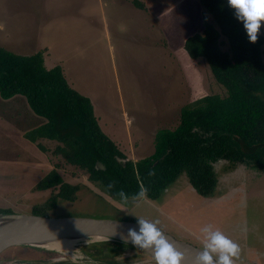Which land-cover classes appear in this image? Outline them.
Here are the masks:
<instances>
[{"label":"rangeland","instance_id":"1","mask_svg":"<svg viewBox=\"0 0 264 264\" xmlns=\"http://www.w3.org/2000/svg\"><path fill=\"white\" fill-rule=\"evenodd\" d=\"M139 1L146 10L129 0H0V45L22 55L44 51L45 67H62L69 84L92 100L104 132L123 138L124 144H117L134 161L153 153L156 131L174 129L183 107L206 94L227 95L206 60L185 51L186 38L213 21L200 0ZM222 48L227 50L228 44ZM42 119L25 96H0V209L32 214L31 207L50 195L32 187L56 163H65L52 152L55 141H44L49 147L44 154L25 139ZM131 135L138 141L135 149L126 144ZM214 168L219 184L213 195H200L184 172L153 201L112 198L86 172L65 165L64 179L80 185L78 198L59 199L47 214L158 221L159 229L203 250L207 234L202 230L210 226L239 246L234 264H264V169L227 161ZM19 251L23 248L9 247L0 261L19 256ZM101 251L114 262L99 261L95 253L93 264H132L140 256L147 258L122 245ZM122 258L133 260L125 263Z\"/></svg>","mask_w":264,"mask_h":264},{"label":"trees","instance_id":"2","mask_svg":"<svg viewBox=\"0 0 264 264\" xmlns=\"http://www.w3.org/2000/svg\"><path fill=\"white\" fill-rule=\"evenodd\" d=\"M132 2L146 10L143 2ZM200 3L213 21L186 38L185 51L206 60L227 95L206 94L183 107L177 126L158 129L153 153L137 161L121 160L127 156L103 131L92 100L69 84L60 65L45 67L44 51L22 55L0 45V96H25L32 111L44 119L25 138L44 154L49 152L44 141H55L52 152L65 160L32 187L50 192L44 202L31 207L32 214L48 216L59 199L76 201L80 185L64 179L65 165L86 172L89 181L104 187L112 198L153 201L184 172L200 195H213L218 183L214 164L219 160L264 168V35L260 30L257 41L250 42L227 0ZM97 162L106 169H96ZM96 255L100 261L114 262L103 251Z\"/></svg>","mask_w":264,"mask_h":264},{"label":"water","instance_id":"3","mask_svg":"<svg viewBox=\"0 0 264 264\" xmlns=\"http://www.w3.org/2000/svg\"><path fill=\"white\" fill-rule=\"evenodd\" d=\"M127 162L129 159H121ZM96 169L105 170L103 163L97 162ZM138 231V222L113 219L82 217H50L35 214L0 212V256L12 246L23 248L19 256H11L14 264H71L74 251L81 252L87 259L107 247L122 245L146 255L141 261L154 260L149 250L134 246L129 240V230ZM161 230V229H160ZM168 241L193 264L198 252L203 251L189 242L180 240L161 230ZM66 246L63 250L53 248V244ZM138 254V253H137ZM141 254V255H142Z\"/></svg>","mask_w":264,"mask_h":264},{"label":"clouds","instance_id":"4","mask_svg":"<svg viewBox=\"0 0 264 264\" xmlns=\"http://www.w3.org/2000/svg\"><path fill=\"white\" fill-rule=\"evenodd\" d=\"M227 3L235 10L236 19L242 22L249 41L255 43L264 22V0H227ZM157 224L158 221L139 219L138 231L129 230V240L134 246L149 250L155 264H187L184 255L168 241ZM202 231L207 234V243L204 250L198 252L193 264H234L239 246L210 226L204 227ZM71 264H93V262L81 252L74 251Z\"/></svg>","mask_w":264,"mask_h":264},{"label":"crops","instance_id":"5","mask_svg":"<svg viewBox=\"0 0 264 264\" xmlns=\"http://www.w3.org/2000/svg\"><path fill=\"white\" fill-rule=\"evenodd\" d=\"M85 0H78V3L80 4L81 2H84ZM99 2L101 1V0H98ZM119 1H123V2H128V0H119ZM129 1H131L132 2V0H129ZM133 3V2H132ZM140 9V8H139ZM144 10V9H143ZM39 51H41V50H39ZM38 52V51H37ZM34 53H36V52H34ZM32 110V109H31ZM98 117V116H97ZM42 118V117H41ZM99 119V118H98ZM44 119H42V123L44 122L43 121ZM99 122H100V120H99ZM41 123V124H42ZM107 123L108 122H106V124L105 125H107ZM37 127V126H36ZM34 129V128H33ZM104 131V130H103ZM109 136V135H108ZM132 136V135H131ZM114 142H116V144L118 143V142H120L122 145L124 144V142L125 141H123V138H113V137H111V136H109ZM25 139H27V138H25ZM140 139V138H139ZM138 139V140H139ZM118 141V142H117ZM29 142H31V141H29ZM32 143V142H31ZM137 143H138V141H136L135 142V140H134V138H133V136L132 137H129V136H126V144H128V147H130L131 149H135L134 148V146L135 145H137ZM32 144H34V143H32ZM35 145V144H34ZM118 145V147L120 148L121 147V145H119V144H117ZM36 146V145H35ZM40 151V150H39ZM137 161V160H136ZM47 172V171H46ZM36 184V183H35ZM142 199V198H141ZM140 199V200H141ZM117 260H119L120 261V259H117ZM122 260H124L123 258L121 259V261ZM131 261V260H130Z\"/></svg>","mask_w":264,"mask_h":264},{"label":"bare ground","instance_id":"6","mask_svg":"<svg viewBox=\"0 0 264 264\" xmlns=\"http://www.w3.org/2000/svg\"><path fill=\"white\" fill-rule=\"evenodd\" d=\"M12 247H16V246H12ZM53 248H57V250H63L66 246H61L60 245V243H55V244H53V246H52ZM14 264L15 263V261H11V262H9V261H0V264Z\"/></svg>","mask_w":264,"mask_h":264},{"label":"flooded vegetation","instance_id":"7","mask_svg":"<svg viewBox=\"0 0 264 264\" xmlns=\"http://www.w3.org/2000/svg\"><path fill=\"white\" fill-rule=\"evenodd\" d=\"M130 160V159H129ZM219 161H227V160H219ZM219 161H217V162H219ZM216 162V163H217ZM227 162H229L231 165H233V166H236V165H239V164H244V165H248V164H246V163H236V164H233V163H231L230 161H227ZM215 165V164H214ZM248 166H250V165H248ZM252 167V166H251ZM253 168H256V169H259V170H262V169H264V168H258V167H253ZM219 184V183H218ZM98 258V260H99V257H97ZM105 258H106V253H105ZM100 261V260H99Z\"/></svg>","mask_w":264,"mask_h":264}]
</instances>
